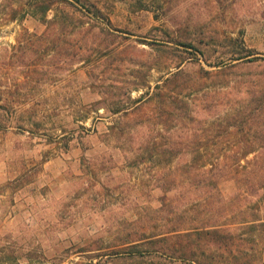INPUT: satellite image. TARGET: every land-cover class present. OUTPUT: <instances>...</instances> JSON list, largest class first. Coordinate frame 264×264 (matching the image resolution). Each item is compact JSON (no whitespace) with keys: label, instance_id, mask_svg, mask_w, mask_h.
I'll use <instances>...</instances> for the list:
<instances>
[{"label":"rangeland","instance_id":"obj_1","mask_svg":"<svg viewBox=\"0 0 264 264\" xmlns=\"http://www.w3.org/2000/svg\"><path fill=\"white\" fill-rule=\"evenodd\" d=\"M52 1L49 18L66 7L83 17L70 23L75 31L89 27L82 11L91 3L110 24L100 18L95 35L57 39L44 32L37 0H0V264H197L112 254L125 250L128 233L167 223L156 185L175 163H131L132 136H153L161 150L170 148L185 132L217 134L228 111H194L163 126L147 106L132 116L128 109L178 64L205 85L197 86L195 103L218 85L230 98L243 97L242 75L264 73V0ZM109 27L113 46L97 34ZM243 44L254 55L246 57ZM239 62L218 82L196 72ZM257 251L263 258L246 264H264V246ZM96 253L103 255L93 259Z\"/></svg>","mask_w":264,"mask_h":264},{"label":"trees","instance_id":"obj_2","mask_svg":"<svg viewBox=\"0 0 264 264\" xmlns=\"http://www.w3.org/2000/svg\"><path fill=\"white\" fill-rule=\"evenodd\" d=\"M38 1L35 13L41 16L44 32L57 39L73 32L95 35L94 23L100 18L109 23L108 16L97 8V4L91 3V8L88 6L82 11L87 20L82 23L86 22L89 27L75 31L70 23L80 15L73 8L57 10L49 18L48 12L52 10L54 1ZM66 1L73 5V2ZM108 23L105 25L109 26ZM97 34L108 40L109 46L115 43L110 27L101 28ZM190 45L205 55L192 43ZM243 49L246 57L254 55L245 44ZM256 58L259 57L249 62H255ZM210 66L215 69L208 70L199 65L196 70L198 78L204 82L208 79L218 82L221 75L229 73L228 70L242 65L239 62L229 66ZM176 67V71L167 72L161 83L137 98L127 114L132 116L142 106H147L150 112L155 113L154 123L165 126L170 119L183 122L184 118H191L194 111L211 112L225 106L228 111L224 115L226 123L217 134L207 138L201 137L197 131L177 135L170 148L162 150L157 147L153 136H141L136 141L132 136L136 155L131 163L140 165L154 159L158 163H175L174 167L161 173L159 185H156L162 191L160 211L167 218V223L164 229L153 232H147L153 227L146 226L150 228L144 227L140 233H128L124 239L125 250L114 249L112 254L132 257L159 255L197 264H220L224 261L228 264L243 261L241 264H246L250 259H261L263 252L257 248L264 246V73L250 71L242 75L240 92L243 97L230 98L232 91L222 92L218 85L214 92L204 93L195 103L192 95L198 92L197 86L205 85L191 81L193 73L182 68L181 64ZM221 93L228 95L216 99ZM124 122L125 117L119 119L120 124ZM209 142L229 145L212 147L207 145ZM102 255L96 253L93 259ZM201 257L209 258L211 263L202 261Z\"/></svg>","mask_w":264,"mask_h":264}]
</instances>
